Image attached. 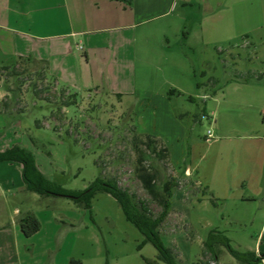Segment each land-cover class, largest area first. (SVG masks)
<instances>
[{"label":"rangeland","instance_id":"rangeland-1","mask_svg":"<svg viewBox=\"0 0 264 264\" xmlns=\"http://www.w3.org/2000/svg\"><path fill=\"white\" fill-rule=\"evenodd\" d=\"M226 48L230 47L181 54L195 73L191 97L169 89L163 93L164 73L153 67L136 94L118 95L105 88L63 87L40 62L17 59L0 65V133L14 125L25 136H34L33 156L64 188L83 190L98 176L112 179L144 202L152 216L162 211L164 183L172 182L170 208L158 227L161 239L172 249L177 264H217L202 242L211 229L222 231L235 250H244L259 232L258 214L241 215L252 221L256 216L255 223L233 222L238 214L203 179L209 176V161L217 151L213 141L226 136L225 128L235 115L224 97L226 82L237 67L250 63L249 49L234 46L230 54ZM181 72L176 69V75ZM211 78L217 82H209ZM168 79L180 82L177 76ZM72 95L74 105L60 106ZM208 130L213 134L210 139H206ZM154 147L165 155H155ZM141 174L153 176L157 196L145 190ZM39 197L27 205L39 212L42 229L34 245L23 248V264H67L70 258L82 264H146L144 258L156 259V249L142 244L143 235L125 219L110 194L97 193L90 210L68 198ZM217 249L219 264H242L225 247ZM31 253L38 259H30Z\"/></svg>","mask_w":264,"mask_h":264},{"label":"crops","instance_id":"crops-1","mask_svg":"<svg viewBox=\"0 0 264 264\" xmlns=\"http://www.w3.org/2000/svg\"><path fill=\"white\" fill-rule=\"evenodd\" d=\"M239 38L234 46L249 49L251 56L249 66L237 67L236 73L259 74L262 80H227L224 97L235 115L226 136L213 141L217 151L203 179L238 214L233 222L255 223L256 216L252 221L241 215L258 214V234L237 251L259 257L264 253V0H0V65L26 58L42 62L47 74L68 89L134 95L153 67L164 73L163 93L169 89L191 97L195 73L182 57L185 50L220 52V46L232 48ZM176 76L180 82L168 79ZM35 143L14 125L0 133V151L16 145L32 152ZM21 168L0 162V264H23V248L33 246L42 229L39 212L27 205L42 197L25 188ZM28 214L40 228L26 237L19 220ZM33 254L30 259H38Z\"/></svg>","mask_w":264,"mask_h":264},{"label":"trees","instance_id":"trees-1","mask_svg":"<svg viewBox=\"0 0 264 264\" xmlns=\"http://www.w3.org/2000/svg\"><path fill=\"white\" fill-rule=\"evenodd\" d=\"M25 60L28 62H35L30 58H26ZM232 78L233 79L231 81L247 83L252 79L262 80V75H255L250 72L245 74L235 73ZM209 82L216 83L217 81L211 78L209 79ZM74 96L75 95H72L71 98L60 103V106L68 107L74 105V101L72 100ZM35 126L37 128H41L38 121H35ZM149 143L150 141H147V145ZM152 152L157 156L165 155L162 149L157 150L155 147L152 149ZM142 158L143 157L139 158V161H141ZM0 162H17L21 164V178L28 191L44 197L68 198L79 208L90 210L92 199L97 193L105 192L110 194L119 204L125 219L143 235L144 241L142 244L150 243L156 249V259L151 260L144 258L145 263L177 264L176 257L172 249L163 242L158 232V227L164 221L170 208V202L167 201V197L171 196L172 188L175 185L172 182L166 181L164 183L163 190L166 195V199L162 201V211L158 216H152L144 202L138 200L134 194L129 193L127 190L121 189L116 181L112 179L104 180L98 176L83 190H71L64 188L56 180L46 178L39 171L32 152L25 148L14 145L4 151H0ZM140 180L143 187L149 194L157 196L152 175L141 174ZM19 226L23 234L26 237H29L39 231L40 223L35 216L28 214L19 220ZM203 246L205 251L210 254L213 261L218 260V246L225 247L227 252L236 261L242 264H258L264 260V253H262L259 257H256L253 252H239L235 250L232 248L228 237L216 230L209 231L205 241L203 242ZM67 264H82V262L79 259L70 258Z\"/></svg>","mask_w":264,"mask_h":264},{"label":"built area","instance_id":"built-area-1","mask_svg":"<svg viewBox=\"0 0 264 264\" xmlns=\"http://www.w3.org/2000/svg\"><path fill=\"white\" fill-rule=\"evenodd\" d=\"M78 50H82L83 49V47L81 46V45H78ZM203 117H205V115H203ZM213 137V134H212V132L211 131H207V135H206V138L207 139H210V138H212Z\"/></svg>","mask_w":264,"mask_h":264}]
</instances>
